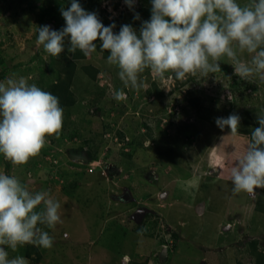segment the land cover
Returning a JSON list of instances; mask_svg holds the SVG:
<instances>
[{
    "label": "rangeland",
    "instance_id": "1",
    "mask_svg": "<svg viewBox=\"0 0 264 264\" xmlns=\"http://www.w3.org/2000/svg\"><path fill=\"white\" fill-rule=\"evenodd\" d=\"M75 9L52 17L0 0V264H254L264 170L252 160L264 150L238 120L248 112L264 126V0H77ZM155 13L183 17L197 43L163 61L161 27L140 29ZM76 44L97 79L79 68L78 102L48 107L65 46ZM116 131L121 144L105 135ZM93 154L113 164L109 178L86 171Z\"/></svg>",
    "mask_w": 264,
    "mask_h": 264
},
{
    "label": "trees",
    "instance_id": "2",
    "mask_svg": "<svg viewBox=\"0 0 264 264\" xmlns=\"http://www.w3.org/2000/svg\"><path fill=\"white\" fill-rule=\"evenodd\" d=\"M30 3L33 8H42L44 11L47 10L48 12H53L52 17H56L57 15L54 14V9L57 10L59 14H74L78 15L75 9V0H54V4L51 3L50 0H26ZM50 1V2H49ZM45 15V14H44ZM158 16L156 13L150 19H148L143 26H140L141 31L152 29L153 26L159 25L161 33L166 38V46L163 50L162 60L167 61L170 53H174L176 55H182L185 49L191 48L193 44H196L198 39L194 37V33L189 25V23L183 17H176L174 20H166L160 21L157 20ZM85 22H89L85 19ZM162 29V30H161ZM150 34V33H149ZM148 38H152L151 34ZM259 39L262 40L261 50L264 51V37L259 36ZM209 40V39H208ZM100 51L104 53L107 57L109 56L108 50L103 47H98ZM67 56L64 60V64L62 68L58 71L57 78L55 79L54 83L51 85V88L46 90V93L49 94L52 91L53 94V101L49 99L48 107H52L58 110H64L76 102H78L77 97L75 96L72 87L75 83V78L78 74L79 68L85 74L90 76V78L94 81L97 79L99 70L95 67L90 65H79L81 59L86 58L87 50L83 48L80 44L76 45H67L65 46ZM4 62V61H3ZM60 81L65 82L66 89L60 88ZM154 87H157V84L154 83ZM60 93V95H59ZM203 99L199 97L191 98L190 103L195 108H199L202 104ZM247 115V117H246ZM240 120V129L238 130L239 133L247 134L252 139V144L254 146L260 147L259 149L264 150V126L259 119H254L253 117H249L248 112H244L239 116ZM242 119V120H241ZM232 127V125H230ZM150 128V126H148ZM235 127H233L234 129ZM148 132L149 129H148ZM122 133V132H121ZM123 136V135H122ZM70 139H73L75 136H69ZM65 140H69L67 136L64 137ZM264 156V155H263ZM95 157V154L92 155V158ZM97 157V156H96ZM253 163L258 167L262 165L264 170V158L254 157L252 160ZM262 191L264 193V181L261 184ZM256 209L260 212L264 213V195L262 198L258 199L256 203ZM34 222H40L41 219L35 217L33 219ZM147 235L150 233V236L153 237L152 232H143ZM249 243V254L251 255L254 264H264V247L260 248L258 239H252ZM136 264H145V263H137ZM238 264H242L239 262Z\"/></svg>",
    "mask_w": 264,
    "mask_h": 264
},
{
    "label": "built area",
    "instance_id": "3",
    "mask_svg": "<svg viewBox=\"0 0 264 264\" xmlns=\"http://www.w3.org/2000/svg\"><path fill=\"white\" fill-rule=\"evenodd\" d=\"M106 136H108L113 141L118 142L119 144H121L120 136L117 133V131L114 132L113 134H111L109 132V133H107ZM123 144H126V143H123ZM123 144L121 145V147L123 146ZM48 159H50V156L48 157ZM106 167H107V164H106V161L103 158H99L98 160H94V161L88 162L86 164V170L88 172H94L97 169H101L105 173Z\"/></svg>",
    "mask_w": 264,
    "mask_h": 264
},
{
    "label": "clouds",
    "instance_id": "4",
    "mask_svg": "<svg viewBox=\"0 0 264 264\" xmlns=\"http://www.w3.org/2000/svg\"><path fill=\"white\" fill-rule=\"evenodd\" d=\"M109 133V132H108ZM118 134H119V136L120 137H123L122 136V133L121 132H117ZM105 135H107V133H105ZM109 139V138H108ZM123 139V138H122ZM68 141V140H67ZM126 145V144H125ZM124 147V146H123ZM100 158V156H97V157H94V158H90L89 159V161L88 162H91V161H94V160H98ZM104 159V158H103ZM105 160V159H104ZM106 161V160H105ZM87 162V163H88ZM86 163V164H87ZM85 164V165H86ZM106 164H107V167H106V171H105V173L101 170V169H97L96 171H98V170H100L101 171V174L105 177V178H109L111 175H112V171H113V164L112 165H110L108 162H106ZM87 171V170H86ZM96 171H94V172H96ZM88 172V171H87ZM94 172H88V173H94Z\"/></svg>",
    "mask_w": 264,
    "mask_h": 264
},
{
    "label": "flooded vegetation",
    "instance_id": "5",
    "mask_svg": "<svg viewBox=\"0 0 264 264\" xmlns=\"http://www.w3.org/2000/svg\"><path fill=\"white\" fill-rule=\"evenodd\" d=\"M143 209H144V211H142V212H137L136 211L137 209H136L135 210L136 213L134 212V214L132 215V219L139 221L141 218H144V215L147 214V210L145 208H143Z\"/></svg>",
    "mask_w": 264,
    "mask_h": 264
},
{
    "label": "water",
    "instance_id": "6",
    "mask_svg": "<svg viewBox=\"0 0 264 264\" xmlns=\"http://www.w3.org/2000/svg\"><path fill=\"white\" fill-rule=\"evenodd\" d=\"M250 193H251V195L255 194V193H256L255 189L251 190ZM146 210H147V209H146ZM142 211H144V209H138V210H137V212H142ZM138 222H140V221H138Z\"/></svg>",
    "mask_w": 264,
    "mask_h": 264
}]
</instances>
